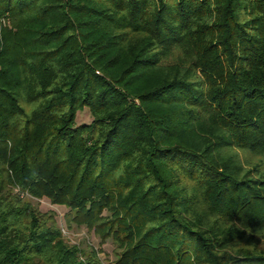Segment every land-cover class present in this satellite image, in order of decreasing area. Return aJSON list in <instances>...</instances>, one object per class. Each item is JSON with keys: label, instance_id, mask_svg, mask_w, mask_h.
<instances>
[{"label": "trees", "instance_id": "obj_1", "mask_svg": "<svg viewBox=\"0 0 264 264\" xmlns=\"http://www.w3.org/2000/svg\"><path fill=\"white\" fill-rule=\"evenodd\" d=\"M109 242L113 264H264V0H0V264Z\"/></svg>", "mask_w": 264, "mask_h": 264}, {"label": "rangeland", "instance_id": "obj_2", "mask_svg": "<svg viewBox=\"0 0 264 264\" xmlns=\"http://www.w3.org/2000/svg\"><path fill=\"white\" fill-rule=\"evenodd\" d=\"M92 121V115L89 109L79 113L77 118V123H90ZM42 213L54 214L58 225L62 228L63 236L65 241L70 245H78L82 249L90 251V249L98 250L99 239L91 232H89L85 227L79 228L75 227L72 230H68L65 224V214L67 209L61 206L52 205L48 200H37L29 199ZM117 247L114 243L109 242L103 247L104 253L99 254V257L103 264H113L115 260Z\"/></svg>", "mask_w": 264, "mask_h": 264}]
</instances>
